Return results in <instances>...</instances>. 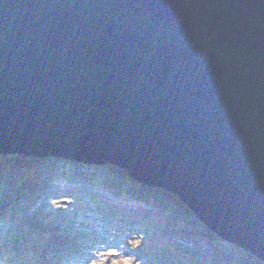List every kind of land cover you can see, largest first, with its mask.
Segmentation results:
<instances>
[{
    "label": "water",
    "instance_id": "obj_1",
    "mask_svg": "<svg viewBox=\"0 0 264 264\" xmlns=\"http://www.w3.org/2000/svg\"><path fill=\"white\" fill-rule=\"evenodd\" d=\"M0 154L118 166L264 262V0H0Z\"/></svg>",
    "mask_w": 264,
    "mask_h": 264
},
{
    "label": "trees",
    "instance_id": "obj_2",
    "mask_svg": "<svg viewBox=\"0 0 264 264\" xmlns=\"http://www.w3.org/2000/svg\"><path fill=\"white\" fill-rule=\"evenodd\" d=\"M55 193L86 195L96 206L105 205L107 216L139 223L145 231L158 235L160 245L181 247V263L188 256L185 264H264L210 230L177 195L146 186L118 166L23 154H0V228L3 223L7 228L0 229V252L4 255L0 264H68L75 260L84 241L71 234L73 227L61 225L59 215L46 209L50 201L46 196ZM26 224L43 232L48 242L23 245L21 240L28 238ZM10 226L18 233H12ZM97 241L91 238V245ZM163 254L177 255L171 250Z\"/></svg>",
    "mask_w": 264,
    "mask_h": 264
},
{
    "label": "rangeland",
    "instance_id": "obj_3",
    "mask_svg": "<svg viewBox=\"0 0 264 264\" xmlns=\"http://www.w3.org/2000/svg\"><path fill=\"white\" fill-rule=\"evenodd\" d=\"M47 198L50 201L46 209L59 215L61 225L73 227L74 230H71V234L80 235L84 241L83 250L80 254H75L76 258L71 260V264H168L170 261L176 264L177 262L185 264L189 259L186 256L184 257L186 260H183L184 263H181V247L172 248L165 242L160 245L158 235L145 231L139 223L120 221L110 215L107 216L104 214L106 206H96L94 200L86 195L68 196L55 193L50 196L48 194ZM4 224H2L1 230L5 228ZM134 228L139 230L135 231ZM25 229L28 231V238L21 240L24 242L23 245L29 244V246L35 247V244L48 242L47 236L43 232L32 229L28 224ZM117 229L118 232H116ZM9 230H12V233H18L12 226L9 227ZM7 234L9 232L5 235ZM91 238H96L98 240L96 243L99 242L100 246L91 245ZM165 250H171L177 255L166 256L163 254ZM1 257L4 258V255L0 252V260Z\"/></svg>",
    "mask_w": 264,
    "mask_h": 264
},
{
    "label": "bare ground",
    "instance_id": "obj_4",
    "mask_svg": "<svg viewBox=\"0 0 264 264\" xmlns=\"http://www.w3.org/2000/svg\"><path fill=\"white\" fill-rule=\"evenodd\" d=\"M135 231H137V230H135ZM96 246H100L99 245V243H98V245L96 244ZM83 244L80 246V251L78 252L79 254H80V252H81V250H83ZM77 261V260H76ZM68 264H71V259L70 260H68Z\"/></svg>",
    "mask_w": 264,
    "mask_h": 264
}]
</instances>
